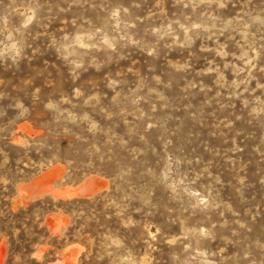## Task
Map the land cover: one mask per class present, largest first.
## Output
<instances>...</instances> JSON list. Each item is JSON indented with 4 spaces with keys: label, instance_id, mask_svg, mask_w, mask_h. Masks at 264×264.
I'll return each instance as SVG.
<instances>
[{
    "label": "rangeland",
    "instance_id": "rangeland-1",
    "mask_svg": "<svg viewBox=\"0 0 264 264\" xmlns=\"http://www.w3.org/2000/svg\"><path fill=\"white\" fill-rule=\"evenodd\" d=\"M9 2L0 0V264H111V257L98 258L105 237L143 251V225L149 223L162 233L154 264H173L171 256L182 246L170 248L162 237L180 236L182 227L215 224L214 243L193 231L184 243L233 258L239 245L225 237L231 239L239 223L253 228L254 238L264 237V116L249 114L251 107L264 106V90L251 91L264 83V30L252 29L247 43L233 28L223 34L195 30L189 43L182 31L179 41L151 31L191 13L177 0H160L166 13L150 18L157 0H15L38 15L19 32L24 17L4 23ZM232 2L240 7L241 0ZM92 3L129 6L131 16L122 19L136 22L128 33L139 43L118 41L114 53L79 47L57 52L61 22L73 34V18L78 24L84 17L94 26L104 22ZM237 9L230 4L222 19ZM108 35H115L111 24ZM13 42L22 48L15 60L6 50ZM220 45L227 58L217 55ZM249 45L261 50L255 79L237 88L232 81L239 83L246 73L237 75L232 65L244 66L236 57ZM149 47L156 50L153 56L146 54ZM84 53V68L74 79L71 61ZM221 73L225 80L217 82ZM110 80L117 84L109 87ZM74 88L82 95L75 96ZM48 103L54 107L46 108ZM181 179L176 196L168 184ZM184 187L210 194V203L220 207L193 209L195 200ZM129 220L134 226L125 228Z\"/></svg>",
    "mask_w": 264,
    "mask_h": 264
},
{
    "label": "clouds",
    "instance_id": "clouds-1",
    "mask_svg": "<svg viewBox=\"0 0 264 264\" xmlns=\"http://www.w3.org/2000/svg\"><path fill=\"white\" fill-rule=\"evenodd\" d=\"M76 0H73L75 3ZM177 3H182L184 8H191V13L184 16L183 22L180 19L169 20L166 27H153L151 29L152 33L160 35L161 39L164 36L171 35L174 41H179V36L177 31H182L185 41L191 42L192 38L189 36L190 32L195 30H203L205 32H212L214 29L223 34L229 28L237 30L240 32L241 37L247 43V38L249 35H255V32L252 29H256L257 32L264 30V5L262 4H253L252 0H241L240 7L237 9V5L232 2V0H177ZM232 4L234 9H237L236 15L228 16L222 19V12L227 10L229 5ZM202 5H206L203 11H198L201 9ZM94 10H97L104 17V22L99 26L92 25L90 19L84 17L80 18L81 23H77V18H73L70 21L71 28L75 29L74 34L64 27V23L61 22V35H60V47L56 49L57 52H60V49L63 48L64 52H68L70 48L79 47L80 49L86 50H96V52L117 51L118 41L127 40L130 45H136L139 42L135 40L132 35L128 33V30L136 28L135 21H125L123 17L131 16V8L123 4H115L112 6L105 5L104 3H92L90 4ZM156 12L149 13L148 18L154 15H164L166 9L160 3V0H157ZM4 23L7 25L9 19L14 15H19L24 17L20 28L17 29L19 32L29 29V27L38 21L37 9L35 7L23 8L18 6L15 3V0H10V2L4 6ZM59 11L64 12L65 9L61 8ZM220 22L222 26L218 27L217 22ZM123 23L124 32L121 33V25ZM111 24V28L115 35L111 37L108 35V27ZM85 25H89L90 28L94 27V31H90L89 28H85ZM176 25V28L173 27ZM96 38V42L92 43L90 41L93 38ZM8 40H12V34L9 33L7 36ZM53 44H56L57 41L53 39ZM183 47V43L180 45ZM6 50H10L14 53L13 60L21 55L22 48L17 46L16 42L11 43ZM155 48L149 47L146 49V54L148 56H153L155 54ZM216 53L221 58H227L230 53L225 50V45H220L216 50ZM70 55L75 54L69 53ZM81 54L78 60L71 61L72 68L71 74L73 78L78 77L79 69L84 68L83 55ZM261 55V50L249 45L248 50L244 51L242 55L236 57V59L242 60L244 66L237 67L235 64L232 67L235 69V73L242 74L246 73L243 80H240L239 83L234 79L232 81V86L239 87V84L248 85L251 80L255 79L253 76V71L257 69V63ZM67 59V56L64 57ZM92 64L95 65L97 70L100 65L96 63L95 57H92ZM181 67H187V65H182ZM225 68H228L227 63L224 64ZM219 69H206V72L218 71ZM264 71V68L260 69ZM159 81V77H155ZM225 80V76L221 73L219 81ZM117 84L116 80L109 81V87L115 86ZM257 90H264V83L257 82L255 88L251 89L254 93ZM75 96L79 97L82 95L79 88L73 89ZM245 92L249 91L246 86L244 89ZM219 95V93H217ZM259 101V97L256 98ZM247 103V102H246ZM264 103V102H262ZM22 106V105H21ZM46 108H53L52 103L45 105ZM27 112V109H25ZM249 114L254 118L264 116V106L256 107L253 106L250 108ZM87 119V117H85ZM97 127L96 124H92V129ZM147 129L153 127L152 123L147 124ZM169 160V171H171V157H168ZM179 163V161H177ZM165 179H168V174H164ZM185 181L173 180L168 184V188L171 189L172 193L178 196L177 189L180 185H184ZM243 184V180L240 181ZM264 183V180L261 181ZM183 192L186 193L189 197L195 200V203L191 205L193 209L200 208L205 210L208 208H218L220 205L216 203H210V197L202 195L199 191L189 190L188 187L183 188ZM114 203V202H113ZM148 199L144 200V204H149ZM119 207V205H117ZM228 210H231L230 206H227ZM121 213H118L120 215ZM151 213H149L150 215ZM134 226V222L129 220L124 224L125 228ZM223 226V225H222ZM156 227L153 224L143 225V244L146 245L143 251L134 250L132 247L127 245L125 241L118 237H113L108 235L104 239V243L101 245L102 254L98 257L103 260L105 256L111 257V264H154L156 257L153 253L157 252L159 249L157 245L160 243L158 236H162L161 229L156 227V231L153 232L152 228ZM216 225L213 224L210 227H200L195 230L183 229L180 236L172 237H162L163 243L170 248L181 245V251L179 253H173L171 259L173 264H226L228 260H232L233 264H264V237L254 238L252 236L253 228L249 227L246 223H239L237 228H234L231 231V239L225 237V240L230 245H239L238 255L236 257H226L217 252L216 250H201L200 248H193L191 243H184L188 239L189 231H193L198 237L207 238L213 243L215 238L213 235L212 229ZM91 246V241L88 242ZM233 250L229 248L228 251ZM83 251V249H82ZM186 254V255H185Z\"/></svg>",
    "mask_w": 264,
    "mask_h": 264
}]
</instances>
